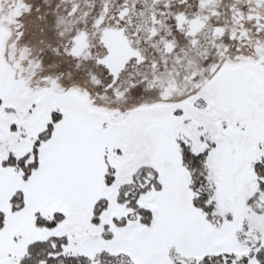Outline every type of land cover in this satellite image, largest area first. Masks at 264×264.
<instances>
[{"label": "snow or ice", "instance_id": "1", "mask_svg": "<svg viewBox=\"0 0 264 264\" xmlns=\"http://www.w3.org/2000/svg\"><path fill=\"white\" fill-rule=\"evenodd\" d=\"M0 264H264V0H0Z\"/></svg>", "mask_w": 264, "mask_h": 264}]
</instances>
